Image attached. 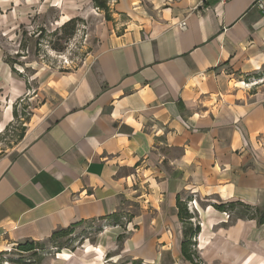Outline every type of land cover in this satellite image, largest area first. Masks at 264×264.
I'll return each mask as SVG.
<instances>
[{"label": "crops", "instance_id": "obj_1", "mask_svg": "<svg viewBox=\"0 0 264 264\" xmlns=\"http://www.w3.org/2000/svg\"><path fill=\"white\" fill-rule=\"evenodd\" d=\"M43 3L52 1L0 0V26L26 22ZM57 4L77 2L50 7ZM258 4L110 1L94 59L42 77L43 101L26 144L0 156V251L129 202L139 211L123 254L111 257L126 251L132 258L125 264H192L182 256L177 208L178 194L190 193L201 220L200 255L264 264V224L231 222L213 207L241 201L264 210V89L248 79L264 71ZM74 10L60 20L77 18ZM0 69L3 129L28 86L7 62ZM124 232L107 227L100 250L88 252L111 248ZM208 237L211 252L202 247Z\"/></svg>", "mask_w": 264, "mask_h": 264}, {"label": "rangeland", "instance_id": "obj_2", "mask_svg": "<svg viewBox=\"0 0 264 264\" xmlns=\"http://www.w3.org/2000/svg\"><path fill=\"white\" fill-rule=\"evenodd\" d=\"M51 1L50 4L58 2V0ZM59 1L62 2V0ZM70 1L75 2V0ZM100 1H102V7L91 0L79 2L76 0L75 6L57 4L52 8L50 4L43 3L39 5L38 11L34 8L30 12V18L26 22L18 21L9 28L5 25L0 26V62H7L12 68L14 77L22 78L28 86L23 96L13 99L14 119L3 129L0 128V156L22 148L26 144V133L36 124L34 122L36 118L33 120V117L43 101V94L40 91L42 77L57 71L84 67L94 59L101 42V30L105 31L106 28L102 26L104 16L110 14L112 0ZM68 9H75L74 14L77 9L78 20L76 27L69 24L63 29L62 25L67 17L60 20L59 16L62 13L67 14ZM5 23L2 22V24ZM3 75L4 72L0 69V77L3 78ZM249 81L255 84L254 88L258 86L264 89L262 83L264 78L260 80L251 78ZM1 105L0 103V110ZM189 196L190 193L183 194L184 199ZM199 205L205 207L202 203ZM192 210L199 214L196 209L192 208ZM121 211L127 215H135L139 208L138 205L128 202ZM225 218L228 219V215ZM198 219L200 220V217L196 218V221ZM107 227H110L109 223L104 220L84 222L76 226L68 236L56 242L46 240L37 254L21 253L16 246L9 247L7 250L0 251V264H125L132 258L125 255L126 251L123 257L122 255L110 256L115 253L123 254L124 248H121L117 242L109 249L101 248L102 253L88 252L95 247L100 248L99 239ZM209 239L210 237L202 243L205 249ZM206 250L211 252V248ZM200 257L202 264H227V262H216L204 255ZM142 263L156 264L153 260L142 261ZM230 263L234 264L235 261ZM236 263L244 264L245 261H236Z\"/></svg>", "mask_w": 264, "mask_h": 264}, {"label": "trees", "instance_id": "obj_3", "mask_svg": "<svg viewBox=\"0 0 264 264\" xmlns=\"http://www.w3.org/2000/svg\"><path fill=\"white\" fill-rule=\"evenodd\" d=\"M93 1L97 4V6L99 7L103 6L102 1L100 0H93ZM77 20L78 18H73L66 21L62 25V28L65 29L69 24H73L76 27ZM249 78L260 80L264 78V71L255 73L253 75H249L248 79ZM262 83L264 84V81ZM193 201L194 199L192 198V195H190L187 199H184V197H182V195L180 194H178L177 196L178 216L183 225V235H184V239L181 244V252L185 260L189 261L192 264H199L201 261V257L197 249V237L201 232V222L199 219L198 221H196V218H199V214L197 215V213H195V211L192 210L190 206L191 202ZM213 207L216 210L226 213L231 222H235L239 219H250V220H256L257 223L260 225L264 224V210L259 207L252 206L241 201H229L220 204L216 203L213 204ZM133 217L134 215L131 214L127 215L122 211H116L106 216L91 219V221L96 219L104 220L109 223V226L119 225L123 227L125 232L120 234L117 238L118 245L121 247L124 240L128 237L129 232L127 231V226L130 222H132ZM88 221L90 220H86V221L81 220L79 222L71 224L66 228H60L54 231L52 235L45 240H41V241L26 240L25 242L16 245V247L18 251H20L21 253L33 252L37 254L38 249L41 247L43 248L46 240L56 242L60 238L66 237L70 233H72V230L76 226Z\"/></svg>", "mask_w": 264, "mask_h": 264}, {"label": "built area", "instance_id": "obj_4", "mask_svg": "<svg viewBox=\"0 0 264 264\" xmlns=\"http://www.w3.org/2000/svg\"><path fill=\"white\" fill-rule=\"evenodd\" d=\"M224 1H226V0H221V2H224ZM258 5L263 10V13H264V1L263 0H259V4ZM178 25L181 26V27H185L186 23L184 21H182ZM193 204H194V201L191 202V204H190L191 208H193Z\"/></svg>", "mask_w": 264, "mask_h": 264}]
</instances>
